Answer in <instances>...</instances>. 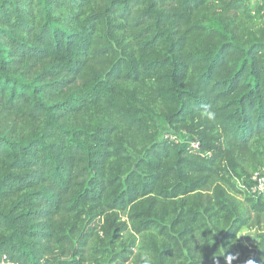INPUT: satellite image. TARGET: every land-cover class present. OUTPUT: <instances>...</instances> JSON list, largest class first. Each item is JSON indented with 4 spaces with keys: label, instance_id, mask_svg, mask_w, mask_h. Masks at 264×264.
<instances>
[{
    "label": "trees",
    "instance_id": "trees-1",
    "mask_svg": "<svg viewBox=\"0 0 264 264\" xmlns=\"http://www.w3.org/2000/svg\"><path fill=\"white\" fill-rule=\"evenodd\" d=\"M263 169L264 4L0 0V264H264Z\"/></svg>",
    "mask_w": 264,
    "mask_h": 264
},
{
    "label": "built area",
    "instance_id": "built-area-1",
    "mask_svg": "<svg viewBox=\"0 0 264 264\" xmlns=\"http://www.w3.org/2000/svg\"><path fill=\"white\" fill-rule=\"evenodd\" d=\"M249 3L253 5H261L264 4V0H247ZM191 146L194 150L198 149V144L196 142H192ZM248 191L264 202V169L255 172L252 174L249 180V184L247 187Z\"/></svg>",
    "mask_w": 264,
    "mask_h": 264
},
{
    "label": "rangeland",
    "instance_id": "rangeland-1",
    "mask_svg": "<svg viewBox=\"0 0 264 264\" xmlns=\"http://www.w3.org/2000/svg\"><path fill=\"white\" fill-rule=\"evenodd\" d=\"M249 4L251 5V7H255L256 6V5H253L252 3H249ZM163 129H164L163 134L165 135L168 131H167L166 128H163ZM254 236H255V232L253 230H251V231H244V232H242L240 234L241 240L246 241L248 244H250V242H249V240H247V238L252 239V238H254Z\"/></svg>",
    "mask_w": 264,
    "mask_h": 264
},
{
    "label": "clouds",
    "instance_id": "clouds-1",
    "mask_svg": "<svg viewBox=\"0 0 264 264\" xmlns=\"http://www.w3.org/2000/svg\"><path fill=\"white\" fill-rule=\"evenodd\" d=\"M202 115H205L208 119H214V117H215V113L214 112H210V111H208V112H205V113H202ZM227 264H231V261L233 260V259H235V257H233V256H228L227 258ZM248 264H254V261H251V260H249L248 261Z\"/></svg>",
    "mask_w": 264,
    "mask_h": 264
}]
</instances>
